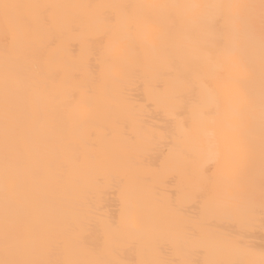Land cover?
<instances>
[{"label": "bare ground", "instance_id": "6f19581e", "mask_svg": "<svg viewBox=\"0 0 264 264\" xmlns=\"http://www.w3.org/2000/svg\"><path fill=\"white\" fill-rule=\"evenodd\" d=\"M0 264H264V0H0Z\"/></svg>", "mask_w": 264, "mask_h": 264}]
</instances>
